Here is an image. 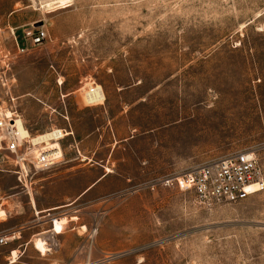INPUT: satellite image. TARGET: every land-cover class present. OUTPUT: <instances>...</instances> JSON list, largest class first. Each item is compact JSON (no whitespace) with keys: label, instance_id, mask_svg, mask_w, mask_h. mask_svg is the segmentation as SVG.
<instances>
[{"label":"rangeland","instance_id":"obj_1","mask_svg":"<svg viewBox=\"0 0 264 264\" xmlns=\"http://www.w3.org/2000/svg\"><path fill=\"white\" fill-rule=\"evenodd\" d=\"M46 1L0 0L14 110L30 138L52 126L73 138L21 190L36 210L59 207L36 228L53 230L36 260L264 264V190L202 202L160 185L237 151L256 152L264 177V0ZM40 27L45 42L14 55L12 34L26 46ZM18 189L0 173V235L36 222Z\"/></svg>","mask_w":264,"mask_h":264},{"label":"built area","instance_id":"obj_2","mask_svg":"<svg viewBox=\"0 0 264 264\" xmlns=\"http://www.w3.org/2000/svg\"><path fill=\"white\" fill-rule=\"evenodd\" d=\"M22 38L27 41L26 46L18 43L12 34L14 55L26 53L29 47L40 46L47 35L40 27L25 30ZM2 56H9L8 51H3ZM8 65L0 66V86L5 88L4 99L0 101V173L11 175L25 191L37 173L46 172L62 162L63 152L61 139L35 143L29 134L26 137L18 136L15 119L19 117L13 106L15 98L9 92L14 78L9 73ZM55 83L59 86L61 82L56 80ZM53 129H56L55 126L49 127L46 132ZM57 130L64 134L62 137L67 135L64 128ZM160 185L191 193L202 202L235 203L264 190V177L256 152L237 151L166 176ZM4 241L0 237V244Z\"/></svg>","mask_w":264,"mask_h":264},{"label":"crops","instance_id":"obj_3","mask_svg":"<svg viewBox=\"0 0 264 264\" xmlns=\"http://www.w3.org/2000/svg\"><path fill=\"white\" fill-rule=\"evenodd\" d=\"M66 133H67V135L65 137H68V139H69V137L72 138V133L69 130L66 131ZM72 140H73V138H72ZM67 147L70 148V143L67 145ZM62 152H63V160H62V162H63L64 160H66V159H64L65 158L64 148H62ZM72 159L75 160V158H72ZM9 176H11V175H9ZM87 189H85L83 193H85L87 191ZM21 190L22 189H18L19 194L28 195L27 196L28 200L30 197L31 207L33 208L32 211L34 210V213L33 212L32 213H33V216L35 217L34 220L36 222L33 220V222H35L33 224H30V225L25 226V227H15L17 229H11V232L6 233L4 235H0V237L3 236L6 238L4 243L0 244V264H51L50 261L44 262L41 260H36V259H41V258H38L37 255L31 253L30 247H31V245H33V247H35V244H34L35 239H36L35 237H38L41 235V233H38V234L36 233V228L44 226L45 222L43 221V219L46 217H51L53 214H55V211L59 207H54V208H50V209H43V210H36V208H34V205L32 203V201H33L32 196L29 195V193L27 194L25 192H22L23 190L22 191ZM68 205H70V204H66L62 207H66ZM36 212H37V214H36ZM4 217H6V215ZM4 220H5V218L0 219V222L4 221ZM51 222H52L51 225H53V221H51ZM45 233H47V231ZM43 237H45V236H43ZM43 237H39V239L43 241L44 240ZM43 255H44V253H43Z\"/></svg>","mask_w":264,"mask_h":264},{"label":"bare ground","instance_id":"obj_4","mask_svg":"<svg viewBox=\"0 0 264 264\" xmlns=\"http://www.w3.org/2000/svg\"><path fill=\"white\" fill-rule=\"evenodd\" d=\"M59 2V1H61L62 3H64V4H68L69 3V0H48V1H46V2H44L42 5H41V8H50L53 4H55L56 2ZM56 7V6H55ZM85 93H87L86 91L83 93V94H85ZM87 94H89V96H96V98H97V102H98V104H100V103H103V99H104V97H103V92H102V90L100 89V91L97 89V86L96 87H90L89 89H88V93ZM102 98V99H101ZM99 99H101V101L99 100ZM96 102V103H97ZM15 124H16V129H17V134H18V136L19 137H26V136H28V132L25 130V128L23 127V124H22V120H21V118H16L15 119ZM62 136H64V134L63 133H61L59 130H54L53 129V131H51V132H49V133H44V134H41V135H36V136H34V137H32L31 139H32V141L33 142H40V141H47L48 139H53V140H59V139H62V138H64V137H62ZM109 172V171H108ZM32 203H33V205H34V202L32 201ZM36 214H37V212H36ZM2 215H3V213L2 212H0V216L2 217ZM51 232H53V230L52 231H50V233H48V235L47 236H45V237H43L44 238V240L42 241V240H40L39 238H36L35 239V242H34V244H35V247H34V249L35 250H37L38 252H40V253H45V252H47V251H49L50 249H48V245L46 244V240L48 241V240H53V234L51 233ZM13 260V259H12Z\"/></svg>","mask_w":264,"mask_h":264},{"label":"snow or ice","instance_id":"obj_5","mask_svg":"<svg viewBox=\"0 0 264 264\" xmlns=\"http://www.w3.org/2000/svg\"><path fill=\"white\" fill-rule=\"evenodd\" d=\"M57 231H59V229H57Z\"/></svg>","mask_w":264,"mask_h":264}]
</instances>
